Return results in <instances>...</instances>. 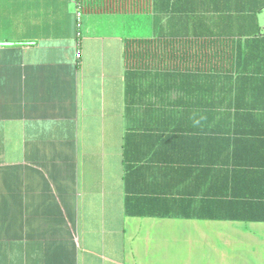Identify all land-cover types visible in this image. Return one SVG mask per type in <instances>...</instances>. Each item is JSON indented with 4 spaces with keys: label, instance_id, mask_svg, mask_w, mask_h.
<instances>
[{
    "label": "crops",
    "instance_id": "crops-1",
    "mask_svg": "<svg viewBox=\"0 0 264 264\" xmlns=\"http://www.w3.org/2000/svg\"><path fill=\"white\" fill-rule=\"evenodd\" d=\"M7 1L0 264H264V0Z\"/></svg>",
    "mask_w": 264,
    "mask_h": 264
},
{
    "label": "trees",
    "instance_id": "trees-1",
    "mask_svg": "<svg viewBox=\"0 0 264 264\" xmlns=\"http://www.w3.org/2000/svg\"><path fill=\"white\" fill-rule=\"evenodd\" d=\"M136 40L128 39L125 42L126 50L132 42ZM256 165V164H255ZM253 170H247L248 177L251 178L253 183H264V168L254 166ZM184 209L181 208H168V216L183 213ZM187 216L195 215L197 213H187ZM200 217L205 218H218V219H230V220H248V221H264V193L251 192L248 198L230 200L222 204H218L217 207H205L199 211Z\"/></svg>",
    "mask_w": 264,
    "mask_h": 264
},
{
    "label": "rangeland",
    "instance_id": "rangeland-1",
    "mask_svg": "<svg viewBox=\"0 0 264 264\" xmlns=\"http://www.w3.org/2000/svg\"><path fill=\"white\" fill-rule=\"evenodd\" d=\"M8 4L9 3L7 0H0V25L1 26L9 25L10 18H8V15H10V17L12 16V5L10 3V7H7ZM11 21H12V18L10 22Z\"/></svg>",
    "mask_w": 264,
    "mask_h": 264
}]
</instances>
